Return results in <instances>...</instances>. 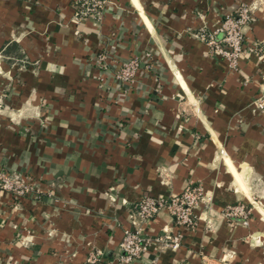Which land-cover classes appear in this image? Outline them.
Listing matches in <instances>:
<instances>
[{
	"label": "crops",
	"instance_id": "1",
	"mask_svg": "<svg viewBox=\"0 0 264 264\" xmlns=\"http://www.w3.org/2000/svg\"><path fill=\"white\" fill-rule=\"evenodd\" d=\"M257 1L111 0L78 21L76 0H0V169L39 186L0 189V264L115 263L139 200L191 184L212 202L182 247L133 264H264V62L232 69L200 37ZM261 41L264 4L245 28V46ZM132 58L133 82L118 81ZM238 203L248 225L222 215ZM171 227L162 210L148 232Z\"/></svg>",
	"mask_w": 264,
	"mask_h": 264
},
{
	"label": "built area",
	"instance_id": "2",
	"mask_svg": "<svg viewBox=\"0 0 264 264\" xmlns=\"http://www.w3.org/2000/svg\"><path fill=\"white\" fill-rule=\"evenodd\" d=\"M111 0H76L75 19L80 21L86 18L101 20ZM264 0L256 4L241 3L233 13L227 14L220 28L213 34H202L201 39L211 50L228 62L230 68L235 69L240 59L251 54L264 62V41L253 42L245 46V28L254 20L255 8L263 5ZM221 35L220 42L217 35ZM106 56H99L98 62L106 61ZM139 69V62L132 58L124 62L115 77L123 83L133 82ZM255 106L264 111V91L254 101ZM5 106V99L0 94V112ZM197 107V105H194ZM197 110L198 107H197ZM224 155V150H220ZM0 189L6 191L14 198H22L39 192L37 183L22 175L11 174L0 169ZM211 197L208 196L201 184L188 185L180 194H171L168 197H154L144 195L137 203L138 211L134 220V228L126 229L119 245L117 261L109 264H133L141 260L152 246L160 249L179 250L184 239V230H192L198 224L196 211L199 207L211 206ZM162 210H167L172 218V227L165 228L162 235L153 236L148 232V224ZM252 209L246 204L238 203L227 206L222 215L229 219H240L245 225L249 224ZM177 229V231H175ZM100 253L91 252L88 261L96 264L100 261ZM5 264H16L11 261Z\"/></svg>",
	"mask_w": 264,
	"mask_h": 264
},
{
	"label": "bare ground",
	"instance_id": "3",
	"mask_svg": "<svg viewBox=\"0 0 264 264\" xmlns=\"http://www.w3.org/2000/svg\"><path fill=\"white\" fill-rule=\"evenodd\" d=\"M257 208V207H256ZM260 212L264 215V210L263 209H260Z\"/></svg>",
	"mask_w": 264,
	"mask_h": 264
}]
</instances>
